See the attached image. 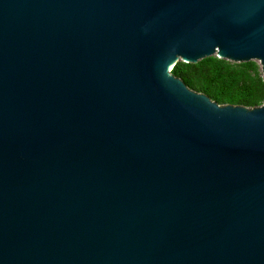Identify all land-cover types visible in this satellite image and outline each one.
I'll return each mask as SVG.
<instances>
[{"label": "water", "instance_id": "1", "mask_svg": "<svg viewBox=\"0 0 264 264\" xmlns=\"http://www.w3.org/2000/svg\"><path fill=\"white\" fill-rule=\"evenodd\" d=\"M258 61L264 0H0V264H264V101L171 73Z\"/></svg>", "mask_w": 264, "mask_h": 264}, {"label": "trees", "instance_id": "2", "mask_svg": "<svg viewBox=\"0 0 264 264\" xmlns=\"http://www.w3.org/2000/svg\"><path fill=\"white\" fill-rule=\"evenodd\" d=\"M171 73L220 105L256 107L264 101V80L256 61L232 62L215 55L196 63L177 61Z\"/></svg>", "mask_w": 264, "mask_h": 264}, {"label": "rangeland", "instance_id": "3", "mask_svg": "<svg viewBox=\"0 0 264 264\" xmlns=\"http://www.w3.org/2000/svg\"><path fill=\"white\" fill-rule=\"evenodd\" d=\"M258 63V61H256ZM259 64V63H258Z\"/></svg>", "mask_w": 264, "mask_h": 264}]
</instances>
